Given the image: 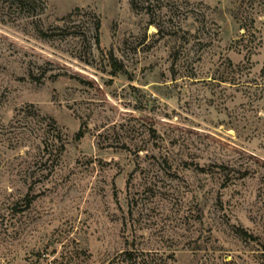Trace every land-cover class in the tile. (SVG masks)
Masks as SVG:
<instances>
[{"label":"rangeland","instance_id":"374dc122","mask_svg":"<svg viewBox=\"0 0 264 264\" xmlns=\"http://www.w3.org/2000/svg\"><path fill=\"white\" fill-rule=\"evenodd\" d=\"M132 1L0 0V264H264V0Z\"/></svg>","mask_w":264,"mask_h":264},{"label":"trees","instance_id":"16d2710c","mask_svg":"<svg viewBox=\"0 0 264 264\" xmlns=\"http://www.w3.org/2000/svg\"><path fill=\"white\" fill-rule=\"evenodd\" d=\"M26 0H18V3H16L18 6H21L23 5V3H25ZM131 5H132V8L134 9V5H133V1L131 0ZM98 30H99V23L96 21L95 23V36H96V41L95 43L98 44ZM111 58V57H110ZM112 59V58H111ZM261 73V76H264V67L261 69L260 71ZM80 137V133H78L76 135V138H79Z\"/></svg>","mask_w":264,"mask_h":264}]
</instances>
